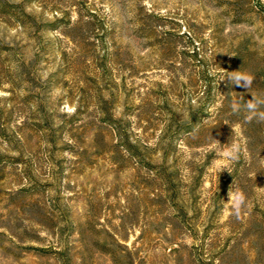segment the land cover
<instances>
[{
  "label": "rangeland",
  "instance_id": "1",
  "mask_svg": "<svg viewBox=\"0 0 264 264\" xmlns=\"http://www.w3.org/2000/svg\"><path fill=\"white\" fill-rule=\"evenodd\" d=\"M253 98L264 0H0V264H264Z\"/></svg>",
  "mask_w": 264,
  "mask_h": 264
},
{
  "label": "clouds",
  "instance_id": "2",
  "mask_svg": "<svg viewBox=\"0 0 264 264\" xmlns=\"http://www.w3.org/2000/svg\"><path fill=\"white\" fill-rule=\"evenodd\" d=\"M253 77L251 75H237L235 81L237 86L247 87L251 85ZM238 104V102H237ZM264 106V99L253 98L246 102L244 107L249 113V119L255 117L259 120H264V111H260L261 107ZM240 153V145L234 144L225 149V156L232 160L238 158ZM231 214L239 216L243 207L246 206V196L242 190L236 189L231 193Z\"/></svg>",
  "mask_w": 264,
  "mask_h": 264
}]
</instances>
